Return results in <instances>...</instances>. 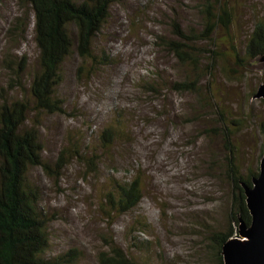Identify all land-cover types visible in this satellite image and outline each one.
<instances>
[{"label": "rangeland", "instance_id": "1", "mask_svg": "<svg viewBox=\"0 0 264 264\" xmlns=\"http://www.w3.org/2000/svg\"><path fill=\"white\" fill-rule=\"evenodd\" d=\"M228 3L230 33L243 53L255 18L264 15V0ZM201 4L114 0L92 46L100 64L93 68L87 62L78 74L80 61L72 54L61 66L56 94L65 114L29 116V126L40 124L41 160L49 169L30 167L25 175L46 223L45 259L97 264L98 253L113 242L132 264H214L207 241L212 233L230 225L232 238L241 239L240 224L226 220L231 185L224 137L230 131L231 159L240 174L258 173L264 106L252 95L264 85V58L233 74L234 59L217 29L212 42L199 45L225 57L209 69L207 52L199 62L201 75L190 73L157 37L172 38V20L183 30H200ZM21 12L18 0H0V103L24 99L10 69L20 57L27 60L24 89L37 67L33 15L24 33L10 30L23 19ZM223 65L229 78L221 73ZM188 75L201 78L199 96L173 88ZM107 128L115 131V139L103 147L100 136ZM61 152L65 161L58 169ZM135 178L141 186L139 204L126 214H109L104 196L112 181ZM69 251L77 253L71 263Z\"/></svg>", "mask_w": 264, "mask_h": 264}, {"label": "trees", "instance_id": "2", "mask_svg": "<svg viewBox=\"0 0 264 264\" xmlns=\"http://www.w3.org/2000/svg\"><path fill=\"white\" fill-rule=\"evenodd\" d=\"M201 1V29L197 31L188 27L183 30L179 23L172 20V38L157 37L162 48L172 53L181 65L190 67V73H195L197 77L199 72L201 75L199 62L205 53H209L210 64L206 65L209 69L214 68L217 61L225 57L209 49L206 51L199 45L200 42H212L217 29L222 30L221 41L229 48L230 56L234 59L233 66L237 69L230 71L233 74H239L248 62L264 58V15L255 18L241 53L230 33L233 8L229 6V0ZM113 2L114 0H18L23 19L17 18L10 30L23 28L24 33L30 23V15H33L32 33L38 54L37 67L29 75L27 89H24V84L21 85L26 71V57L18 59L15 69L8 65L15 77V84L24 92V99L0 103V264H58L44 258L48 247L46 223L37 208V192L25 181L30 167L42 166L44 170H49L41 160L43 148L39 139L40 124L34 121L29 126V116L32 114L35 118L41 115L65 114L63 101L56 94V88L62 82L61 66L72 54L80 61L78 74L84 70L87 62H90L93 68L95 64H100L95 59L92 46ZM220 70L229 78V69L226 66L223 65ZM197 77L191 79L188 75V79L174 83L173 88L178 92L199 96L201 78ZM206 86L208 85H203ZM260 102L264 106V99H260ZM261 132L264 133V122ZM225 134L224 140L229 152L226 176L231 185L226 220L231 221L234 226L240 223L239 220L249 225L250 215L242 185L250 187L252 179L258 173H250L247 178L240 174L231 159L233 151L230 145V131H225ZM114 139L115 131L111 128L102 131L100 141L103 147L112 144ZM263 152L264 146L262 155ZM64 155L65 153H60V165H56L58 169L64 164ZM112 183L104 196L105 205L110 207L109 214L120 216L139 204L142 198L139 179L135 178L130 182L114 180ZM233 233V228L226 225L207 238L211 261L214 264H223L222 246ZM107 247V251L98 253L97 264H132L113 242L107 243ZM75 255L76 251H69L67 263H71Z\"/></svg>", "mask_w": 264, "mask_h": 264}, {"label": "water", "instance_id": "3", "mask_svg": "<svg viewBox=\"0 0 264 264\" xmlns=\"http://www.w3.org/2000/svg\"><path fill=\"white\" fill-rule=\"evenodd\" d=\"M264 99V85L253 96ZM245 204L250 215L249 225L239 220L238 238L228 239L222 246L223 264H264V152L258 175L251 186L242 185Z\"/></svg>", "mask_w": 264, "mask_h": 264}]
</instances>
